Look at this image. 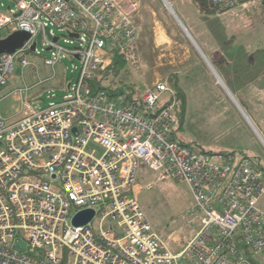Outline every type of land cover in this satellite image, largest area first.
Instances as JSON below:
<instances>
[{
  "label": "built area",
  "instance_id": "1",
  "mask_svg": "<svg viewBox=\"0 0 264 264\" xmlns=\"http://www.w3.org/2000/svg\"><path fill=\"white\" fill-rule=\"evenodd\" d=\"M13 1L15 7L0 9V30L31 37L0 53V89L17 63L38 71L28 58L32 52L54 72L11 91L19 97L17 110L5 116L0 108V264H264V166L247 155L173 139L177 95L165 80L140 95L146 112L127 94L110 99L93 88L95 75L112 62L111 47L138 65L132 13L141 0ZM209 2L216 13L234 17L252 16L260 4ZM64 57L79 65L63 97L39 106L25 96L54 78ZM165 92L169 99L155 111ZM143 167L159 172L157 180L185 181L193 191L187 217L199 226L180 250L166 244L142 208L139 193L154 182L137 181ZM86 208L94 217L74 224Z\"/></svg>",
  "mask_w": 264,
  "mask_h": 264
},
{
  "label": "crops",
  "instance_id": "2",
  "mask_svg": "<svg viewBox=\"0 0 264 264\" xmlns=\"http://www.w3.org/2000/svg\"><path fill=\"white\" fill-rule=\"evenodd\" d=\"M132 17L137 24L138 65L145 67L147 74H152V81L168 82L176 78L185 97L195 90L200 95L206 90V83L220 87L232 97L229 98L231 114L238 116L247 133L264 143V123L258 114L261 108L264 116V51H253L263 50L262 43L237 41L236 33L229 27L215 24V20L229 22L228 17L201 10L195 0H141ZM172 88L177 95L175 87ZM11 91L0 95V103L12 95L18 100ZM28 92L25 96L34 102L32 95L36 93ZM219 109L225 113L224 120L219 118V124L228 130L233 125L226 121L229 112L225 107ZM224 141L221 144L238 146L235 142L230 143V139ZM214 143L218 142L199 140L197 149L210 152L236 150L218 149L220 144ZM238 150L241 154L238 156L247 155L254 161H262L252 157L249 149L242 145ZM140 175L137 177L145 178L148 174L142 171ZM262 198L264 195L259 204Z\"/></svg>",
  "mask_w": 264,
  "mask_h": 264
},
{
  "label": "rangeland",
  "instance_id": "3",
  "mask_svg": "<svg viewBox=\"0 0 264 264\" xmlns=\"http://www.w3.org/2000/svg\"><path fill=\"white\" fill-rule=\"evenodd\" d=\"M2 3H4V5ZM8 5L15 7V2L13 0H0V9L6 10ZM221 14L223 17H228L230 21L225 23L215 20V24L219 25L220 23L221 26L229 27L236 33L237 41L257 42L264 45V11L263 13H259L257 17H254L256 11L251 17L245 15L232 17L229 13ZM8 33L9 30L7 28H2L0 30V37H4ZM38 40L40 41L39 47L42 48V37L38 38ZM253 51L260 52L264 51V49H254ZM42 54L48 55L49 52L43 51ZM28 58L38 65V71L34 65H28L23 69L22 65L17 63L13 76L8 84L0 91V95L6 94L14 87L34 85L40 77L45 78L53 74V68L45 64L41 56L32 52L28 54ZM74 64L79 65V61L77 59L73 60L70 57H64L62 62H59L55 67L56 76L54 78L29 89V94L33 92L36 93V95H32V97L37 105L45 106L48 105L50 101H55L63 97L66 92L65 83L67 84L70 81H75L77 77L78 71L75 70ZM131 67V83L128 84L140 90V95L148 86L157 82L152 81V74H147L145 71L146 68L142 67V65H133ZM190 83L193 84V82ZM205 89L206 90L201 91L200 95L198 94L199 91L195 90L190 91V95L187 97L178 98V104L174 108L176 113L180 111V115L178 114L179 120L174 125L176 139L179 141L186 140L193 147L196 146V148L198 147L197 143L199 140H214L218 142L214 144H220V146L217 147L218 149L234 148L236 150L233 151L236 152V155H241L238 149L239 145H242L245 149H249V153H251L252 157L262 159V161L257 160V163L264 165V143L261 139H258V137L247 133V129L241 123L238 116L231 114L232 109L230 106H232V104L229 100V98L232 99L231 95L228 94V92L224 93L220 87H214L208 83H206ZM53 95L56 96L54 97ZM169 97L170 92H165L161 102L169 99ZM184 104L185 107L183 106V111L181 113L182 105ZM18 106L19 101L14 98V95L5 99L3 98L0 103V108L5 116L17 110ZM221 107H225L229 112V118L226 120L228 124H233L228 130H224L222 128L223 125L219 124V118L224 120L225 116L224 112H220L219 108ZM260 110L262 111L261 108ZM261 111H258V114L259 118L261 117L264 123V116L261 115ZM255 118L256 117H254V119ZM225 139H230V143L235 142L234 144L238 146L221 144L225 143ZM142 171H146L148 174L145 178H140ZM158 173L159 172L153 171L147 167L140 169L138 174L140 176L137 178L139 183L154 182H151V185L140 191L139 200L154 228L158 231L166 244L172 250L177 251L182 248L185 240L191 237L199 226L198 222L189 223V218L187 217V211L194 203V194L187 182L177 179L157 180ZM259 205L264 210V198H262Z\"/></svg>",
  "mask_w": 264,
  "mask_h": 264
},
{
  "label": "trees",
  "instance_id": "4",
  "mask_svg": "<svg viewBox=\"0 0 264 264\" xmlns=\"http://www.w3.org/2000/svg\"><path fill=\"white\" fill-rule=\"evenodd\" d=\"M195 1L201 10L215 12L209 0H195ZM263 11H264V0H260L259 8H257L256 14L258 15L259 13H263ZM110 51L112 52V55H113L112 62L106 68L100 70L95 75L93 82H92L94 90L95 91L104 90L110 99H119L124 94H127V101L135 102L138 107H140L146 112V107L143 104L141 97L139 96L140 90H137L135 89L133 85L128 84V83H131L130 81V78H131L130 76L132 74L131 65L127 63L124 56L118 51L117 47H111ZM168 83L175 87L177 91V101H178V98L185 97V96H182L181 94L182 93L181 87H180L178 80H176V78L170 79ZM163 104L164 102H160V104L156 107L155 111H159ZM177 104L178 103H176V106ZM183 106L185 107V104L182 105L181 113L183 111ZM179 112L177 113V115L178 114L180 115ZM179 115H178V120H179ZM172 138L176 139L175 134H174V127H173V132H172ZM179 142L186 144L194 149L196 148V146L193 147L186 140H180Z\"/></svg>",
  "mask_w": 264,
  "mask_h": 264
},
{
  "label": "water",
  "instance_id": "5",
  "mask_svg": "<svg viewBox=\"0 0 264 264\" xmlns=\"http://www.w3.org/2000/svg\"><path fill=\"white\" fill-rule=\"evenodd\" d=\"M20 12H17L18 15ZM73 36H77L78 34H71ZM31 37L30 32L25 30H14L9 32L6 36L0 37V53L3 52H14L18 48H21ZM58 39V36L53 38L54 41ZM36 46V42H34L31 46V49L34 50ZM50 49V47L48 48ZM78 57V56H77ZM95 215V212L91 208H86L78 211L73 217V223L76 225H83L89 222ZM22 246L24 245L22 242H19Z\"/></svg>",
  "mask_w": 264,
  "mask_h": 264
},
{
  "label": "bare ground",
  "instance_id": "6",
  "mask_svg": "<svg viewBox=\"0 0 264 264\" xmlns=\"http://www.w3.org/2000/svg\"><path fill=\"white\" fill-rule=\"evenodd\" d=\"M193 235H194V234H193ZM193 235H192V236H193ZM192 236H191V237H192ZM189 238H190V237H189ZM186 240H187V239H186ZM186 240H185V241H186Z\"/></svg>",
  "mask_w": 264,
  "mask_h": 264
}]
</instances>
